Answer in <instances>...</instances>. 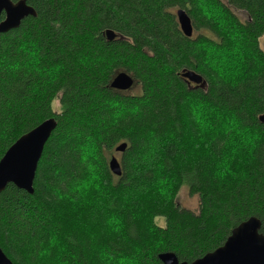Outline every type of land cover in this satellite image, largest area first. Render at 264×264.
I'll list each match as a JSON object with an SVG mask.
<instances>
[{
    "label": "trees",
    "instance_id": "16d2710c",
    "mask_svg": "<svg viewBox=\"0 0 264 264\" xmlns=\"http://www.w3.org/2000/svg\"><path fill=\"white\" fill-rule=\"evenodd\" d=\"M28 5L37 16L0 35V160L42 122L57 127L34 193L10 184L0 194V248L12 264H162L167 252L190 263L251 217L264 234V0ZM216 57L233 73L213 67ZM185 71L205 86L187 84ZM121 72L140 93L111 88ZM191 104L206 120H195ZM209 111L214 129L227 130L203 135ZM117 154L121 177L109 168ZM185 186L198 213L177 202Z\"/></svg>",
    "mask_w": 264,
    "mask_h": 264
},
{
    "label": "water",
    "instance_id": "95a60500",
    "mask_svg": "<svg viewBox=\"0 0 264 264\" xmlns=\"http://www.w3.org/2000/svg\"><path fill=\"white\" fill-rule=\"evenodd\" d=\"M31 16L36 17L37 13L28 5V0H0V35L19 28L22 21ZM177 18L184 36L191 38L193 26L186 12L179 10ZM105 37L108 42H113L117 34L107 30ZM182 77L189 85L193 84L199 88L205 86L203 78L194 71H185ZM134 85L132 76L121 72L113 79L111 88L128 92ZM258 121L264 125V114L259 116ZM56 127L57 121L54 118L48 119L20 137L6 151L0 160V194L10 184L29 194L34 193L37 167L44 147ZM126 149L127 144H122L116 149V153H124ZM109 168L114 176H122L121 165L116 157L110 160ZM261 228V221L251 217L234 228L221 247L190 263L181 262L171 252L162 253L158 258L162 264H264V234L261 233ZM0 264H12L1 248Z\"/></svg>",
    "mask_w": 264,
    "mask_h": 264
},
{
    "label": "rangeland",
    "instance_id": "374dc122",
    "mask_svg": "<svg viewBox=\"0 0 264 264\" xmlns=\"http://www.w3.org/2000/svg\"><path fill=\"white\" fill-rule=\"evenodd\" d=\"M221 1L225 2V0H221ZM234 12H235V14L237 15V17L242 22H245L247 20V16L244 13H242L240 11H234ZM260 44H261V48L264 50V37L261 39ZM211 62L213 64V67H214V65L216 67L219 66L218 68L215 67L217 70L222 69L226 73H233V71H231V70L223 69V65L226 62H228V59H223V58H217L216 57V58L212 59ZM219 64L222 65V68L220 67ZM127 93L128 94H138V93H140V91L137 89V87H134L130 91H128ZM191 105H192L191 109L193 110V114L196 115V116H194L195 117V120L197 122L200 121L199 118H204L206 120L207 113H208L207 110L204 109V107H202L200 104L199 105L198 104H191ZM53 109H54L55 112H59L60 111V105H59V102L58 101H55L53 103ZM204 112H206L205 113L206 115H201ZM210 112L211 111H209V115H208V118H207L208 122L206 121L205 124H202L201 122H199V128L198 129L201 132H202V130L204 128H206V129L203 130V135H207V136H209V135H215L216 134V131H219V130L225 131V130H227L225 127H222L219 130H215L214 129V127H213L214 126V122L212 121V119H210V117H211V113ZM214 116H215V114L213 113L212 114V117H214ZM188 144H189V139H188L187 145ZM188 153L192 155V153H194V152L189 148ZM115 156H117V160L118 159L120 160V155L117 154ZM177 202H178V204H179V206L181 208H185V209L190 210V211H192L194 213H198V211H199L200 201H199L198 196H191L189 194V190H188V188L186 186L185 187H182L179 190V195L177 197ZM157 223L160 226H164V224H165L164 223V219H162V218L161 219H157Z\"/></svg>",
    "mask_w": 264,
    "mask_h": 264
}]
</instances>
